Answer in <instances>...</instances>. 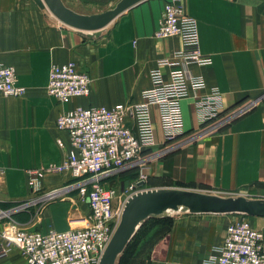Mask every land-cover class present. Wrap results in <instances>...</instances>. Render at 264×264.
I'll return each mask as SVG.
<instances>
[{"label":"crops","instance_id":"0c3cea01","mask_svg":"<svg viewBox=\"0 0 264 264\" xmlns=\"http://www.w3.org/2000/svg\"><path fill=\"white\" fill-rule=\"evenodd\" d=\"M166 1H145L117 18L99 37L88 38L40 8L35 0H0V63L13 66L19 84L27 88L23 97L0 98V168L5 170L0 184L2 206L31 198L28 170L63 162L70 141L68 134L56 127L61 113L77 105L111 107L141 102L142 92L151 86L150 72L161 59L172 58L171 65L163 71L167 81L185 75L182 62L173 58L182 48L181 39L159 40L154 36ZM181 1L185 13L198 23L201 50L207 56L203 64L190 67L205 79L206 88L200 93L218 88L227 112L241 110L263 96L264 0ZM63 2L84 15L105 12L74 7L89 0ZM67 62L76 63L80 70L92 75V91L88 98L61 105L48 95L47 84L51 66ZM113 73L116 81L108 78ZM193 102V96L183 101L186 132L198 126ZM30 113L39 119L35 125L23 119ZM156 124L158 127L157 119ZM157 138L161 139V133L157 132ZM203 145L211 149L213 158L207 161L204 157L200 164L202 177L206 175L213 186L231 193L252 190L258 196L264 195V96L233 121L226 132ZM116 177L105 185L116 187L112 184ZM64 180L68 182L66 175L47 174L41 188L43 192L59 188ZM77 203L78 206L59 199L50 202L35 219L36 209L31 208L17 214L15 223L0 222V234L10 226L42 232L81 228L90 208L79 199ZM212 215L215 214H190L176 225L180 235L175 229L171 249L181 253V261L172 264H203L216 254L226 228L221 229L223 216ZM251 224L264 232V218H253ZM0 264L27 262L13 249Z\"/></svg>","mask_w":264,"mask_h":264},{"label":"built area","instance_id":"2783aa9c","mask_svg":"<svg viewBox=\"0 0 264 264\" xmlns=\"http://www.w3.org/2000/svg\"><path fill=\"white\" fill-rule=\"evenodd\" d=\"M154 36L159 40L181 39L182 48L173 58L182 62L185 75L167 81L163 71L171 65L172 58L161 59L150 72L151 86L142 92L141 102L111 107L77 105L61 113L56 127L66 132L70 141L63 162L44 170H28L31 198L7 208L0 207V222L15 223L13 218L17 213L32 207H37L35 219L48 203L77 190L78 199L90 208L86 224L61 232L6 227L0 234V261L16 249L27 264H99L121 223L128 199L139 192L132 194L130 190L134 186H131L126 195L117 187L106 186V182L122 170L146 161L142 156L159 141L158 130L163 142L168 144L186 133L185 99L192 96L194 99L198 124L194 131L207 129L220 120L226 109L222 93L211 88L209 93L201 94L206 88L205 79L190 70L192 65H201L207 59L201 50L197 21L185 13L180 2L168 1ZM92 83V75L80 70L74 62L53 64L47 92L59 104L69 105L75 99L88 98ZM26 93L27 88L19 84L16 69L0 63V98H20ZM58 143L63 146L61 140ZM51 173L66 175L68 183L43 192L41 181ZM3 174L0 168V176ZM215 253L203 264H264V232L253 228L248 217L239 219L226 227L224 240Z\"/></svg>","mask_w":264,"mask_h":264},{"label":"rangeland","instance_id":"374dc122","mask_svg":"<svg viewBox=\"0 0 264 264\" xmlns=\"http://www.w3.org/2000/svg\"><path fill=\"white\" fill-rule=\"evenodd\" d=\"M119 1L120 0H89L86 4L74 7L85 8L92 12H101L115 8ZM168 1L173 0H167L165 4ZM177 1L183 6L181 0ZM95 73L97 75L99 70L96 69ZM116 77L117 75L113 73L109 75L108 78L110 81H116ZM263 96H260L259 98ZM247 107L248 106L235 112L224 111L220 120L207 129L203 128L201 131L189 130L181 138L176 141L174 140V142L170 144L164 143L163 140L160 139L154 147L144 151L142 158L146 159V161L143 163H136L132 167L122 170V172L117 175L116 179L112 181V184L120 190V193L124 194H126L127 189L129 190V187L134 186V190H130L132 194L137 191L176 188L214 194L222 197H236L239 194V196L244 195L248 198H264V195L258 196L252 190L245 191L244 193H231L221 188H217L213 186L212 181L205 179L206 175L202 177V171H200V164H203V161L205 160L204 157L207 158V161H211L213 158L211 149L202 148L204 147L203 142L212 141L218 134L226 132L228 126L233 121L247 112ZM30 111L32 110L30 109ZM26 118L28 120L25 123L30 125H35L39 122V119H37V117H32L31 113L28 117L23 115V119ZM158 132L160 133V130H158ZM206 152L208 154H206ZM4 179L5 170L4 174L0 176V184ZM141 180H144V182ZM67 183L68 182L64 180L62 186ZM141 183L142 185L140 186L139 184ZM78 198L77 190H74L72 192H66L59 198V200L76 203L78 206ZM15 204L16 203L12 205ZM0 207L7 208L2 206V204H0ZM32 208L35 209L37 207ZM188 216H190V213L169 212L168 217L151 218L147 220L138 228L125 251L120 255L117 264H172L173 262H180L181 260L179 257L181 253L175 252L171 249L172 236L176 231L180 235V231H178V227L176 229V225L182 222L183 218ZM214 216L216 215H212V217ZM218 216V218L223 216V221H221V223L224 226L221 227V229H225L230 223L248 217L238 214ZM216 218L217 217H215V219ZM248 218L251 223L253 218Z\"/></svg>","mask_w":264,"mask_h":264},{"label":"water","instance_id":"95a60500","mask_svg":"<svg viewBox=\"0 0 264 264\" xmlns=\"http://www.w3.org/2000/svg\"><path fill=\"white\" fill-rule=\"evenodd\" d=\"M145 1L148 0H121L113 9L99 14L84 15L67 7L63 0H35L40 8L49 10L61 23L76 29L88 38L99 37L117 18ZM169 212L238 214L264 218V198L222 197L176 188L139 192L128 199L121 223L99 264H117L138 228L151 218L168 217Z\"/></svg>","mask_w":264,"mask_h":264},{"label":"bare ground","instance_id":"6f19581e","mask_svg":"<svg viewBox=\"0 0 264 264\" xmlns=\"http://www.w3.org/2000/svg\"><path fill=\"white\" fill-rule=\"evenodd\" d=\"M139 192H143V191H139ZM139 192H137V193H139ZM137 193H136V194H137Z\"/></svg>","mask_w":264,"mask_h":264}]
</instances>
